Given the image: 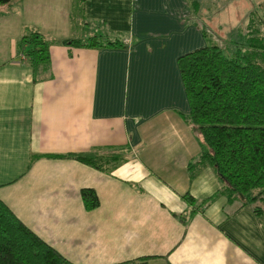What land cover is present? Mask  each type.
<instances>
[{"label":"crops","instance_id":"1","mask_svg":"<svg viewBox=\"0 0 264 264\" xmlns=\"http://www.w3.org/2000/svg\"><path fill=\"white\" fill-rule=\"evenodd\" d=\"M74 2L0 5V199L75 264H264V207L188 167L200 142L178 63L207 35L249 50L264 0H81L73 16ZM27 26L51 40L46 76L17 53ZM93 35L118 42H61Z\"/></svg>","mask_w":264,"mask_h":264},{"label":"trees","instance_id":"2","mask_svg":"<svg viewBox=\"0 0 264 264\" xmlns=\"http://www.w3.org/2000/svg\"><path fill=\"white\" fill-rule=\"evenodd\" d=\"M9 1L0 0V5ZM80 3L75 0L73 16L79 14ZM103 37L66 38L61 42L80 46L118 42ZM256 41L262 44L257 46ZM50 43L38 29L28 26L17 40V53L28 59L39 77L46 76L49 70ZM248 49L231 56L220 45L208 43L181 54L178 63L189 100L185 119L200 142V151L188 167L212 166L223 182L220 192L260 209L264 207V64L257 58L264 54V38H251ZM251 49H255L253 53ZM73 155L99 166L86 152ZM81 196L86 208L99 203L91 188H82ZM183 197L193 201L190 194ZM0 264L75 263L41 239L0 199ZM129 264L149 263L147 257L140 256Z\"/></svg>","mask_w":264,"mask_h":264},{"label":"rangeland","instance_id":"3","mask_svg":"<svg viewBox=\"0 0 264 264\" xmlns=\"http://www.w3.org/2000/svg\"><path fill=\"white\" fill-rule=\"evenodd\" d=\"M210 7H212V6H209V8ZM213 8V7H212ZM214 20L216 19V20H218L217 19V17H215V18H213ZM224 19H226V18H224ZM256 24L254 23V25H255V28H257L258 27V25L263 29V26H262V24L260 23V20L259 19H256ZM260 23V24H259ZM211 24V23H210ZM211 26H212V24H211ZM212 28H216V29H218V27H217V25H215V26H212ZM262 33H263V30L261 31ZM213 33H211V35H212ZM215 37V38H214ZM214 37H209L208 35H207V42H210V43H216V44H220V41H219V39L216 37V36H214ZM246 42H247V40H246ZM249 43H250V39H249V41H248ZM256 44H257V46L258 45H260V44H262V43H260V41L258 42V41H256L255 42ZM221 46V45H220ZM222 47V46H221ZM226 47H231V48H236L237 46L236 45H234V44H228ZM242 49H243V47H242ZM252 50V53L254 52V50L255 49H251ZM248 51V50H247ZM258 59V62L259 63H262V64H264V54L263 55H260V57H258L257 58Z\"/></svg>","mask_w":264,"mask_h":264}]
</instances>
